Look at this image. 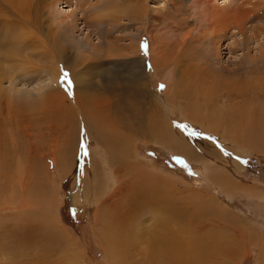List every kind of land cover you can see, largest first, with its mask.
<instances>
[{
    "label": "rangeland",
    "instance_id": "1",
    "mask_svg": "<svg viewBox=\"0 0 264 264\" xmlns=\"http://www.w3.org/2000/svg\"><path fill=\"white\" fill-rule=\"evenodd\" d=\"M223 1L216 3L212 0L225 17L215 19L210 25L201 9L203 6L199 4L201 0H0L1 25L6 28L5 32L0 31L3 34L0 39L7 42L6 48L0 51L2 87L11 90L10 78H16L20 90L16 100L22 101L14 104L20 113V117L15 118L7 109L11 94L0 95L3 115L8 118L5 129L14 132V123L18 120L17 142L21 147L17 155L9 151L8 161L1 166L6 176L1 170L0 217L12 219L19 213L33 210L28 199L31 197L32 201L35 197L36 184L44 183L46 203L53 206H49L54 213L52 216L61 229V238L54 237L49 245L46 242V248L36 239L37 245L32 246L33 249L19 246L21 250L15 257L0 249V256L7 255L0 258L1 264H30L35 258L48 260L45 251L51 252V262L59 264L61 261L65 264H112L99 236L103 229L100 212L111 198L117 200L115 202L122 198L112 171L127 170L135 161L134 171L127 176L133 184L140 175L137 166L143 164L146 175L140 178L146 180L152 176L157 180L160 178L163 185L168 182L167 185L172 186H167L170 192L164 188L165 192L175 193L184 208L196 199L212 208L217 207L220 214L232 217L228 220L224 216L209 214L211 217L205 215L195 222L198 231H209L208 234L237 231L234 238L239 242L237 246L242 255L233 253L229 264L264 263V199L253 195L259 190L264 193V144L254 147L235 144L250 130L257 133L252 124L264 126V60L258 74L251 72L254 64L247 66L250 58H259L264 48V0H229L222 4ZM12 6H18L14 9L20 12H14ZM62 10L70 12L62 13ZM64 20L73 22L69 38L64 35L67 30L62 28ZM87 33L97 43V50H90L83 44ZM15 35L19 36V42L14 40ZM217 37L224 40L221 41L222 56L215 61L209 47ZM241 42L247 44L243 46ZM238 43L243 47L236 46ZM17 49L21 53H16ZM239 65L243 66L240 70L245 72L243 77L238 75ZM223 78L227 82L239 81L250 95L258 99L247 106L243 99L235 109L227 93L230 82L221 84ZM216 91L219 95L221 91V96ZM220 111L228 118L218 120ZM206 117L210 120L215 117L218 122L216 126L214 122L216 134L210 131L207 138L198 125L202 123L198 121ZM151 118L168 121L189 142L203 139L213 146L220 160L215 156L209 158L206 150L203 153L205 158L199 157L196 141L192 146H180L184 152H171L165 145L168 135L153 130L158 133L155 134L157 138L151 136L154 134L149 132L152 130ZM226 129L229 130L226 132ZM89 131L98 136L106 134L101 138L108 142L100 143V136L96 138ZM111 134L127 138V147L134 150L131 153L135 160L132 157L129 162L123 161L124 164L120 163L123 167L110 168L107 165V146L116 148L122 141ZM224 135L231 140L225 143L226 148L219 141ZM71 137L76 140L75 160L69 161L70 165L64 162L66 167L57 169ZM256 137L261 138L258 133ZM111 141L117 145L112 146ZM179 142L184 145L183 141ZM224 168L226 172L218 177L216 170ZM4 182L8 185V195L3 194ZM77 184L82 187V192L86 191L81 199L73 197ZM235 184L243 188L231 189ZM96 186L97 200L91 196ZM122 191L124 193V189ZM196 223L204 229L209 228L204 230ZM5 226L17 231L16 234H22L25 229L24 225L22 229H15L17 226L10 223ZM5 233L0 232L2 243H14L15 236ZM254 237L256 241L251 240ZM144 256L141 254L135 258L137 263Z\"/></svg>",
    "mask_w": 264,
    "mask_h": 264
},
{
    "label": "bare ground",
    "instance_id": "2",
    "mask_svg": "<svg viewBox=\"0 0 264 264\" xmlns=\"http://www.w3.org/2000/svg\"><path fill=\"white\" fill-rule=\"evenodd\" d=\"M216 1H218V0H215V2ZM228 1L229 0H225L222 2V4L228 3ZM201 2L202 3H199V4H200V6H203L201 9H203L205 14L207 15L208 22H210V25L213 24L215 19L220 20V19H223L222 17H225L222 14V12H219V9L214 4H212V0H201ZM213 2H214V0H213ZM15 7H13V9ZM65 8H67V7H65ZM15 9H14V12L19 11V10H15ZM68 12H70V11L66 10V11H63L62 13H68ZM62 13H61V15H62ZM69 18H72V16H69ZM1 19H2V17L0 16V20ZM56 19L59 20L60 18L56 17ZM68 21H65V23L62 22L63 23L62 28H65L67 30V31H64V35L66 37H68L72 34V26H73L72 23L73 22H68ZM71 21H72V19H71ZM2 22H3V19L0 21V31L6 30V28L1 25V24H3ZM7 22H9V21H7ZM58 23H60V22H58ZM244 27H242V28L245 29L246 27L245 28ZM224 28H226V27L224 26ZM15 29H16V27H15ZM238 29H239V27H238ZM247 30H245V31H247ZM238 31H239L238 33H240V29ZM214 33L217 34L218 31H217V33L215 31ZM0 34H2V32ZM17 35H15L14 40L19 42L20 38ZM85 35H87V37L84 39L83 44L87 45L86 47H89L90 50H97V48H98V46H96L97 43H94V41H92L90 34L87 33ZM222 37L215 38L214 41L210 42V43L213 42V44H211L212 46H210V45H209L210 47L208 46L213 53L212 60L215 59V61H216L218 59V57L222 56V54L220 52V49L222 48V42L221 41L224 40V39L221 40ZM245 38L247 39V34H245ZM18 42H16V43H18ZM237 42L238 41H236L235 44ZM241 43L243 44V46H244V44H247L245 42H241ZM238 45H239V43L236 46H238ZM6 46H7V42L4 39L3 40L0 39V51L5 49ZM205 46H207V44ZM243 46H238V47H243ZM238 47H236V48H238ZM15 51H16V48L14 49L13 52H15ZM194 52H196V51L194 50ZM261 52H262V54H260L259 58L253 59L251 57L250 58L251 62H249L247 64V66H252V64L255 65L254 67H252L251 72H257V74L261 72V69H262L261 62L264 60V56H263L264 55V48L261 49L260 53ZM16 53H21V50L17 49ZM208 53H206V54H208ZM247 53L249 55L248 50H247ZM192 55H195V54L193 53ZM206 56H208V55H206ZM219 63H218V65L221 64V63L220 64ZM213 64H212V66H213ZM242 67H243L242 65L241 66L239 65V67L237 69L239 71L238 75L241 77H243V75L245 74V72L240 71V70H242ZM209 68H211V67H209ZM206 69H208V68H206ZM226 71H229V70H226ZM214 72H215V70H214ZM231 73H233V72H231ZM212 75H214V74H212ZM227 75L229 76L230 74H227ZM224 79L225 78H223V80L221 81V84L224 81ZM10 80L11 81L9 82V84L11 86V90L6 91L2 87V85L4 84L3 83V76L0 75V95H2L4 93H8V92L11 94V99L9 100V105L7 107L8 112L10 114L13 113L15 118H19L20 113L18 110H16L17 106H14V104L17 105V103L22 102L21 100L19 102H18V100H16V97H18L20 94V90L17 89L18 83H16V78L11 77ZM53 80L55 81V79H53ZM226 82L227 81L225 80L224 83H226ZM217 83H218V80H217ZM227 83H229V85L231 87H230V89H228V92L227 91L226 92L228 93L230 100L232 101L231 103H233V104H231L232 107H235V109L239 107L241 100H243V99L245 100L246 106L249 103L254 102L256 99H258L256 97H255L256 98L255 99L254 96L250 95V92H248V90L245 89L241 85V83H239V81H236V80H235V82L228 81ZM225 85L227 86L228 84H225ZM18 86H19V84H18ZM51 87H52V85L50 86V88ZM222 87H224V86H222ZM222 87H221V89H222ZM223 90H224V88H223ZM221 91H220V95L218 93L219 91L218 92L216 91L217 95L221 96ZM13 93H14V97H13ZM211 93H212V91H211ZM22 98H23V96H22ZM258 104H260V103H258ZM217 106H216V108H217ZM108 107L111 108L114 106L108 105ZM257 108H259V107H257ZM157 109H158V106L155 108V111ZM112 110H113V108H112ZM254 111L257 112L258 109H256V110L254 109ZM193 113H195V112L193 111ZM214 113H217V112H214ZM3 114H4V110L2 109V105H0V171L1 170L3 171L1 166H4L3 164L8 161L9 151L13 152L16 155H17V153H20V151H21V147L19 146V143L17 142L18 138H19L18 132L20 131V129L16 130V128H19L18 120L16 119V123H14L16 126L15 131L11 132V131L5 129L7 126L6 121H8V118L4 117ZM212 114H213V112H212ZM226 118H228V117H226V114H223L222 111H220V113H217V119L218 120L221 121L222 119H226ZM86 120L87 119H84L83 121H86ZM151 121H152V125H150V124L149 125L152 126V130L149 131L150 129H148V128H147V130L149 132H151L150 134H152V132L154 133L153 130H155L157 132H160L161 134H165L166 136L168 135L167 137L165 136L167 138V140L165 139V141H166L165 145L167 146V148H169L171 150V152L172 151L175 153L184 152L185 149L183 150L180 146L183 147V146H186V144H190L192 146L194 144V142L196 141L197 145H195V147L197 148V151L200 154V155H198L199 157L205 158L206 155L203 153L206 150L209 158H212V156H215L216 158L218 157L217 160H220L219 159L220 156L218 155L217 152H215L213 146L212 147L209 146V144H207V142H205L203 139H197V140L193 139V140H190V142H189V141H187L186 137L180 135V133L176 131L175 127L170 125L168 121H166L164 119L163 120H157V119H152V118H151ZM196 121H197V119H196ZM215 121H216L215 117H211V120L208 117H206V118H204V119L202 118V120L200 119L198 121V122L203 123V124L198 123V125L201 128L202 132L205 134V136H206L205 138H207L208 135H211V134H209L210 131H212L214 134H216V131L213 129H215L214 127L216 126V123H218V122L217 121L215 122ZM214 122H215V126H214ZM89 123L91 124V122H89ZM252 125L254 126V130H255L254 132L255 133L257 132L261 136V138L256 137L257 133L254 134L253 131L250 130L254 135H252L251 132H249L245 138H238L235 141V144L236 143L243 144L246 147H249V145H251V147L252 146L254 147L255 145H258L259 143L264 144V134L262 133V132H264V126L259 125L257 123L252 124ZM92 126L93 125H91V127ZM228 130L229 129H226L225 131L227 132ZM91 131H92V129H91ZM91 131H89V134H93V133H90ZM148 131H146V132L148 133ZM100 133H101V131H100ZM155 134L157 135L158 133H154L151 136H156ZM228 134H230V133H228ZM93 135L96 138L100 136V141H99L100 143H104L103 141L108 142L107 140L102 141V138H101L102 137L101 135H106V134L101 133L98 136V134L95 132ZM112 136H116V135L113 134ZM116 138H119L120 141L122 139L121 144L116 146V148L113 147L112 149H111V147L109 148V146H107L108 148H106V151H105V156L108 160L107 165L110 168H116L117 166H121L120 163H123V161L125 163H126V161L129 162V160L132 159V157L135 160V158L133 156L134 154L132 155V153H131L134 150L130 151V149L127 147L128 146L127 143L129 142L127 140V138L125 139L124 137H122L120 135L116 136ZM156 138H157V136H156ZM180 140L184 142V145L181 142L178 143V141H180ZM229 140L230 139L227 138V136H225V135L220 137V139H219L220 143H222L224 145V146L222 145L223 148L226 146L225 143H229L231 141V140L230 141ZM75 142H76V140L74 138L72 140V137H71V139H69L66 142L64 151L62 153V161L59 162L57 169H61L62 166H65L64 162H66V163L68 162V165H70L69 161H71V163H72V161L74 159L75 148H76ZM113 142H112V146L117 145L116 143H113ZM231 145H233V144H231ZM162 146H164V145H162ZM187 153H188V150H187ZM182 154H185V153H182ZM16 155H14V156H16ZM187 156H189V154ZM196 156L197 155H195V157ZM197 157L195 159H197ZM198 159L200 160V158H198ZM135 164H136V161L133 163H130L131 167L127 170L116 169L115 171H112V173L114 175L113 176L114 181H115L117 187L119 186V192L121 191L122 198L119 202H115L117 200L111 198L107 203H105L104 207L102 208V210L100 212L101 213L100 221L102 223L103 229L100 230L99 236L101 237V240L104 244V247L107 250V255H108L107 257L111 260L112 264H229L231 262V258L233 256V253L236 256L242 255L240 248L237 246L239 244V242L237 239H235L236 238L235 235L237 234L236 230H234L232 232V234L225 233L224 231L223 232H217V233L213 232V233L208 234L209 231L208 232H203V231L201 232V231H198V229L195 227V222L202 217L204 218L205 215H209V214H214L216 216L220 215V216H224L226 219L229 218L230 220L232 219V217H229V215H224L222 213L220 214L218 209H216L217 207L212 208L209 204H205V202L200 203L199 200L196 201V199L194 200L193 204L189 203L190 206L184 208L185 206L184 207L182 206L181 200L175 196V193L173 195V194H168L167 192H165L164 188L167 189L166 191L170 192V189L167 187V186H169V184L167 185L168 182H165L166 184L163 185L164 183H162L160 178L158 180L155 178H152V176L151 177L147 176L149 178L146 180H143L142 178H140L141 175H146V174H144L146 172V169H145L143 164H140L137 166V169L140 172V175H139L138 181H136L133 184V182H131L130 180H127L128 179L127 176H131L132 172L134 171V165ZM222 164H225V163L223 162ZM125 166H126V164H125ZM128 166L126 168H128ZM121 167H123V165ZM225 168L216 170V172H218V174H217L218 177H220L222 174H224L226 172ZM34 169H35V171H37L36 167H34ZM34 169L32 168L31 174L33 173ZM1 173L3 174L4 171ZM147 173H149V172H147ZM33 174H35V173H33ZM3 176H6L5 173L3 174ZM123 179H124V181H123ZM221 179H223V178H221ZM2 180H4V179H2ZM5 180H7V179H5ZM5 182L2 183L3 184L2 189L5 190V193H3V192L2 193L4 195H8V193L6 192V190H8V188L6 186H8V185L5 184ZM36 183H39V182H36ZM75 183H77V182L75 181ZM42 185H44V183ZM42 185L40 183H39V186L36 184L37 192H36L35 197L32 198V201L30 199L31 197H29V199H28L30 202V206L33 207V208L31 207L33 210H29L27 212L25 211V213L24 212L19 213L18 215L13 216L12 219H10V218L5 219L3 217H0V232H3V233L8 232V233H11V235L15 236L14 243H12V244L9 242L8 243L4 242V241H3L4 243H2V241L0 240V249L4 250V252H6L5 254H7V255L12 254L13 255L12 257H15V255L18 256V254H19L18 251L21 250L20 248L22 246H23L22 248L33 249L32 246L37 245L36 239H39V241H41L40 243L43 244L42 246H44V248H46L45 247L47 245L46 242L49 245L53 241L54 237L57 236V237H59V239L61 238V236H60L61 235V233H60L61 229H59V226L57 224H55V220L52 216V214H54V213H52L51 209H50V207L52 205L51 206L49 205L50 207L47 205L46 200H45V197L47 198V195L45 192L46 188L44 186L42 187ZM100 185H102L101 182H100ZM124 185H126V186H124ZM76 186H77V189L76 190L74 189L73 197L81 199V196L84 193H86V191L82 192V187L79 186L78 184ZM171 186H169V187H171ZM224 187L222 186L223 189H224ZM225 188H227V187H225ZM230 188L231 189H234V188L242 189L243 187L240 188L237 184H235V185H232ZM123 189H124V193L122 191ZM259 191L255 192L253 195L259 199H261V198L264 199V193H261ZM92 192H93V195H91V196H93V199H96L95 197L98 196V186H96V189L93 188ZM9 193H10V191H9ZM32 194H34V193H32ZM50 197H52V196H50ZM10 198H14V197L12 195H10ZM85 198H87L86 194H85ZM14 200H15V198H14ZM9 201H12V200H9ZM188 202H190V201H188ZM19 204H21V203L19 202ZM1 207H2V205L0 203V208ZM209 216L211 217V215H209ZM203 221H204V219H203ZM209 222H210V220H209ZM213 222H215V221H213ZM7 223L8 224L9 223L14 224V227L17 226V228L15 227V229H18V228L22 229V227L24 225L25 229L22 231V234H21V232L19 234H16L17 231L15 232L14 229L6 228L5 225H7ZM214 225H215V223H214ZM217 225H219V224H217ZM211 227H214V226H211ZM200 228L204 229L203 227H200ZM206 228H209V227H206ZM206 228L204 230H206ZM212 229H214V228H212ZM217 229H218V227H217ZM199 230H201V229H199ZM8 233H7V235H8ZM5 234H4V236H5ZM199 234H200V236L198 237ZM262 236L264 238V232L262 233ZM20 237L25 239L26 241L21 242L22 240ZM242 238H244V237H242ZM251 240L256 241V238L254 237ZM17 246H18V248H17ZM19 246H21V247H19ZM45 252H47L48 260H38L37 258H35V259H33V262H31L30 264H59L58 262H55V261L51 262V261H53L51 259V252L50 253H49V251H45ZM5 254L3 253V255H1L0 258H4L5 256H7ZM141 254H145V256L143 257L142 261H140V262L138 261L139 263H137L136 259H138L139 256H141ZM20 255H22V254H20ZM45 256H46V254H45ZM263 256H264V252H263ZM41 257H40V259H41ZM53 257H54V255H53ZM19 258L20 257H18V259ZM263 260H264V257H263ZM1 262H3V261L0 260V264H1ZM63 262L61 261V264ZM65 263L66 262H64L63 264H65ZM67 263H68V261H67ZM15 264H17V263H15Z\"/></svg>",
    "mask_w": 264,
    "mask_h": 264
}]
</instances>
